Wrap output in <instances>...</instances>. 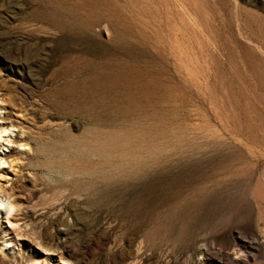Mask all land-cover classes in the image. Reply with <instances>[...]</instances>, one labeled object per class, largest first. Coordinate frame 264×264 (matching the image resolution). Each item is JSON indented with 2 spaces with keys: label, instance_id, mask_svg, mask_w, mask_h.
<instances>
[{
  "label": "rangeland",
  "instance_id": "obj_1",
  "mask_svg": "<svg viewBox=\"0 0 264 264\" xmlns=\"http://www.w3.org/2000/svg\"><path fill=\"white\" fill-rule=\"evenodd\" d=\"M0 101V264H264V0H0Z\"/></svg>",
  "mask_w": 264,
  "mask_h": 264
},
{
  "label": "bare ground",
  "instance_id": "obj_2",
  "mask_svg": "<svg viewBox=\"0 0 264 264\" xmlns=\"http://www.w3.org/2000/svg\"><path fill=\"white\" fill-rule=\"evenodd\" d=\"M0 104H2L1 101H0ZM0 110H4V109L0 107ZM4 117H5V115H4ZM9 124H11V123H4V122H2L0 124V128H1V132L0 133H5L7 131V127H11V125H9ZM7 137L9 138V135ZM7 142H9V141H7ZM25 146H27V144L24 143V141H19V145H18L19 148H24ZM0 192H1V190H0ZM8 205L9 206L5 210L6 217L10 216L11 213L13 212V210L15 211V208H16L15 205H13L12 203H10Z\"/></svg>",
  "mask_w": 264,
  "mask_h": 264
}]
</instances>
